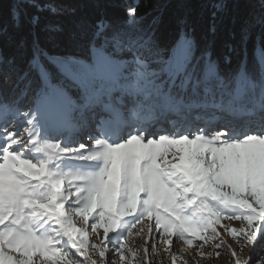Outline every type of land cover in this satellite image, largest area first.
Wrapping results in <instances>:
<instances>
[{
    "label": "snow or ice",
    "instance_id": "6c2138e0",
    "mask_svg": "<svg viewBox=\"0 0 264 264\" xmlns=\"http://www.w3.org/2000/svg\"><path fill=\"white\" fill-rule=\"evenodd\" d=\"M122 6L117 23L94 0L95 20L66 35L77 56L40 45L41 14H63L54 0L13 5L12 27L22 11L32 42L26 61L0 55V81L12 80L7 97L0 91V264H137L129 242L145 221L167 250L179 240L201 260L227 249L233 264H264V0L227 39L216 0L205 34L181 18L166 44L159 17L143 26L138 0ZM148 243L140 264L157 251Z\"/></svg>",
    "mask_w": 264,
    "mask_h": 264
},
{
    "label": "trees",
    "instance_id": "16d2710c",
    "mask_svg": "<svg viewBox=\"0 0 264 264\" xmlns=\"http://www.w3.org/2000/svg\"><path fill=\"white\" fill-rule=\"evenodd\" d=\"M16 0H0V55L4 57H16L18 62L26 61L31 57L30 27L23 18L21 11L22 27L13 28L12 8ZM62 7L63 14L60 16H50L43 13L40 27L36 29L40 38L41 47L45 48L50 54L59 55H84L83 49L70 44L66 40L69 30H74L75 26L81 22H92L97 16L96 9L93 7L94 0H54ZM131 2V0H130ZM216 0H138V13L143 17L142 25L147 26L153 18L159 17L160 24L156 31V39L161 44L169 42L175 32L178 19L187 18L190 23L197 26L198 35L207 32L210 13L213 11L211 5ZM108 5L107 13L114 22L122 23L125 17V8L122 6L124 0H105ZM226 11L223 14L224 23L219 29L220 39H227L229 30L238 32L240 24L246 20H252L259 16V0H224ZM26 6V0H21V7ZM75 9L73 12L72 10ZM34 10L29 9V15ZM52 21L59 23L65 28L64 34H49L40 31L43 24ZM235 21V23H233ZM6 29V32L3 30ZM260 33L257 25L253 29L252 41ZM52 37L51 39L49 37ZM22 40L27 41V46L21 48ZM252 43L249 44V55L251 56ZM12 80L7 83L0 81V91L7 97L11 91Z\"/></svg>",
    "mask_w": 264,
    "mask_h": 264
},
{
    "label": "rangeland",
    "instance_id": "374dc122",
    "mask_svg": "<svg viewBox=\"0 0 264 264\" xmlns=\"http://www.w3.org/2000/svg\"><path fill=\"white\" fill-rule=\"evenodd\" d=\"M195 125H193L194 127ZM171 127V126H170ZM223 223L228 224L231 227L239 228L240 222L238 221H224ZM144 231L141 233L139 229L141 225H137V229H134L133 236L130 238L129 246L137 249L140 252V257L138 258L137 264H140V261L147 259L148 257L145 255L144 250L149 247V240L151 239V243L156 244L157 251L155 253H151L152 264H171V255L173 253L179 255L181 249H184L185 255L187 257L186 260H177L178 264H193V261L196 264H233L231 260L230 253L227 249L222 250L221 255L218 257H210L209 259L201 260L198 259V249L193 247L191 249L186 248L182 242L176 240L173 248L171 250H167L165 245L157 239L150 238L148 233V222L145 221L142 225ZM222 239L231 246L232 249H235L240 253L241 259H246L248 256V249H244L242 253L240 252L239 245L236 242H233L224 232L221 230ZM154 237V234H153ZM91 242H96L92 240ZM211 246H207L203 249L204 253H209L212 251ZM96 258V257H94Z\"/></svg>",
    "mask_w": 264,
    "mask_h": 264
},
{
    "label": "bare ground",
    "instance_id": "6f19581e",
    "mask_svg": "<svg viewBox=\"0 0 264 264\" xmlns=\"http://www.w3.org/2000/svg\"><path fill=\"white\" fill-rule=\"evenodd\" d=\"M178 264V263H177Z\"/></svg>",
    "mask_w": 264,
    "mask_h": 264
}]
</instances>
